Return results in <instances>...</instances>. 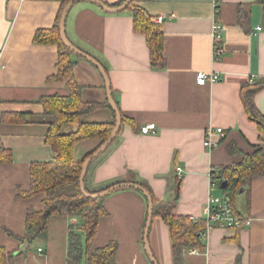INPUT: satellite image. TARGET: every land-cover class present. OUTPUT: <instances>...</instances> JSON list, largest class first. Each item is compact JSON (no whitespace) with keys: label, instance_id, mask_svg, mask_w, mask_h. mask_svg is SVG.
I'll return each mask as SVG.
<instances>
[{"label":"crops","instance_id":"1","mask_svg":"<svg viewBox=\"0 0 264 264\" xmlns=\"http://www.w3.org/2000/svg\"><path fill=\"white\" fill-rule=\"evenodd\" d=\"M102 1L113 5L121 0ZM135 4L164 17V69L152 68L146 36L134 32L131 10L107 13L90 2H79L67 18L68 38L103 65L121 114L131 119L122 122L117 141L90 167L89 187L98 190L125 182L134 172L157 200L176 202L175 214L205 220L209 198L224 192L223 179L211 189L210 170L241 159L233 154L234 145L244 152L255 144L264 148V137L241 98L243 86L252 88L264 81V6L255 0H136ZM60 6L55 0H0V150L12 156L10 161L0 160V246L9 252L18 251L23 243L8 232L23 237L27 213L44 206L46 193L18 197L19 190L30 186L31 164L53 161L57 155L45 140L49 124L40 121L44 110L40 99L67 94V80L52 79L58 46L33 40L38 29L55 25ZM215 21L222 26L224 51L219 60L213 54ZM199 72L216 73L220 79L199 85ZM74 74L85 101H107L105 80L92 63L78 59ZM254 99L264 113V87ZM81 120L111 123L114 115L110 108L100 107ZM150 123L156 124V131L142 133L141 127ZM218 127L224 136H211L218 146L205 147L206 131ZM78 129L79 124L72 122L61 133ZM100 144L97 138L76 142L74 160H83ZM104 206L106 215L81 264H88V256L111 242L118 244L115 264H153L144 244L145 196L120 189L106 196ZM233 207L237 215L250 218V224L207 228L206 223L204 246L185 249L183 264H236L237 258L241 264H264V176L254 177L250 196L238 194ZM78 222L77 217L53 216L47 239L29 244L13 264H68L69 228ZM149 244L158 264H174L170 228L160 216L153 215Z\"/></svg>","mask_w":264,"mask_h":264},{"label":"trees","instance_id":"2","mask_svg":"<svg viewBox=\"0 0 264 264\" xmlns=\"http://www.w3.org/2000/svg\"><path fill=\"white\" fill-rule=\"evenodd\" d=\"M55 1H59L61 5L55 25L51 28L38 29L33 41L36 44H56L58 46L59 59L56 65L57 73L52 79L60 81L67 80V94L48 95L40 99L44 107L43 114L39 116L42 119L40 121H46L49 124L45 140L57 155L53 161L33 162L31 164L30 186L27 190H19L18 197L26 198L36 194L46 193L43 201L44 206L40 210L31 209L27 213L25 218L26 233L23 237L20 238L11 232L8 233L11 237L20 239L22 243L27 242L31 245L36 240L44 241L47 239L49 225L53 216L65 215L77 217L79 222L71 224L69 228L67 258L68 264H81L85 251L92 247L93 241L98 233L101 217L106 215L104 206L106 197L92 199L82 193L80 187L82 168L84 162L92 153L77 162L73 158L74 145L76 142L84 139L97 138L101 140V146L115 127V113L112 111L114 120L111 123H87L81 120V117L85 114L100 107L111 109V106L108 100L99 103L85 101L83 99V87L77 82L74 74V67L78 59L83 58H80L72 52L62 42L60 37L59 23L61 15L65 5L70 0ZM124 1L121 0L119 3L111 6L121 5ZM135 1L133 0L127 7L133 15V30L136 33H142L146 36L152 68L164 69L167 60L164 55V32L162 30V24L154 22L153 19L155 16L151 15L144 7L136 5ZM255 2L264 6V0H255ZM249 87L243 86L241 89L242 102L249 119L258 125L262 133L261 138H263L264 113L257 107L254 97L257 91L264 87V81L256 82L252 88ZM6 115L5 113L4 116ZM33 120L38 119L35 118ZM126 120L130 121L131 119L122 115V122ZM72 122L78 123L79 129L76 132L62 134V127ZM119 134L114 142L117 141ZM232 149L233 154L240 156L241 159L235 163L221 167L216 173L218 179L227 181V187L224 191L229 194L232 205H234L238 194L245 193L248 197L250 196L254 177L264 176V148L261 144H255L252 145V150L249 152H244L236 145ZM5 154L6 156L2 157ZM11 159L10 151L5 149L0 150V160L10 161ZM97 159L92 162L91 166H93ZM135 176L136 173L131 172L130 179L125 182L140 184L150 192L153 198L154 216H160L170 228L174 264H183V253L185 249L204 246L203 238L206 233L205 220L175 214L173 210L176 202L174 200L168 202L157 200L150 188L136 180ZM117 183L120 182H114L107 186H102L98 190H92L89 187L88 173L85 178L86 190L89 193L103 191ZM83 236L84 242L82 241ZM117 248L118 244L115 242L97 248L88 256V264H115ZM16 253L17 251L9 252L5 247L0 246V264H13L17 256ZM236 264H241L240 258H237Z\"/></svg>","mask_w":264,"mask_h":264},{"label":"water","instance_id":"3","mask_svg":"<svg viewBox=\"0 0 264 264\" xmlns=\"http://www.w3.org/2000/svg\"><path fill=\"white\" fill-rule=\"evenodd\" d=\"M132 1L133 0H125L121 5L111 6V5L106 4L102 0H70L65 5V7L63 9L61 19H60V23H59V29H60V37H61L62 42L72 52H74L80 58H83V59L87 60L88 62L92 63L100 71L101 75L103 76V78L105 80L106 91H107V100L111 106L112 111L115 113V127H114L112 133L107 138V140L104 141V143L86 159V161L83 164L81 179H80V187H81L82 193L89 198L97 199V198L106 197L109 194L113 193L114 191H118L120 189H125V188L134 189V190L141 192L145 196V198L147 199V202H148L147 220H146L145 231H144L145 249H146V252H147L151 262L153 264H158L153 253H152V251H151L150 244H149V232H150V228H151L152 221H153V215H154L153 198H152L150 192L145 187H143L142 185L136 184V183H130V182H120V183L113 185L112 187H110L108 189H105L103 191L96 192V193H89L86 190L85 178L87 176L89 167L91 166L92 162L95 159H97L100 155L105 153V151L110 147V145L116 139L117 135L119 134V132L121 130V126H122V114H121V111L118 107V104L115 101V98L113 96L112 89H111V82H110V79H109V76L107 74L106 69L103 67V65L98 60H96L94 57H92L91 55H89L88 53H86L85 51L80 49L78 46H76L73 42H71L67 36V33H66L67 18H68V15H69L72 7L76 3L90 2L92 4L97 5L98 7H100L102 10H104L107 13H118V12H121L123 10H126ZM179 186H180V182H178V184H177L176 199L179 198ZM221 187H222V189H225L227 187V181H223ZM28 246H29V244L27 242H24L20 246V249L17 251L16 254L19 255L21 253H24L27 250Z\"/></svg>","mask_w":264,"mask_h":264},{"label":"built area","instance_id":"4","mask_svg":"<svg viewBox=\"0 0 264 264\" xmlns=\"http://www.w3.org/2000/svg\"><path fill=\"white\" fill-rule=\"evenodd\" d=\"M218 13V9L216 7L215 14ZM154 22L158 24H162L164 22V17L159 16L155 17ZM258 30L261 29V27H257ZM212 35H213V54L216 60H219L223 55V46H222V26L218 21H215L213 24L212 29ZM220 79L219 75L216 73H205V72H199L197 74V83L199 85H204L207 82H216ZM156 131V124L150 123L143 125L141 127V132L144 134H150L154 133ZM206 137L204 140V145L207 148H214L218 146V140L213 141L211 139V136L214 133L222 134L224 136V130L221 127H218L216 131L214 129L209 128L206 131ZM217 170L216 168H212L210 170V186L211 189H217L221 184V179H218L217 177ZM177 171H182L181 167H177ZM224 191V189H223ZM209 208L207 210L205 221L207 223V228L215 225L218 227H242L243 225L250 224V218L244 219L243 217L237 215L234 211V207L232 205L231 198L227 192H223L222 197H210L208 201ZM40 252H42V249H39Z\"/></svg>","mask_w":264,"mask_h":264},{"label":"rangeland","instance_id":"5","mask_svg":"<svg viewBox=\"0 0 264 264\" xmlns=\"http://www.w3.org/2000/svg\"><path fill=\"white\" fill-rule=\"evenodd\" d=\"M175 199H176V196H175ZM176 200H178V199H176Z\"/></svg>","mask_w":264,"mask_h":264}]
</instances>
